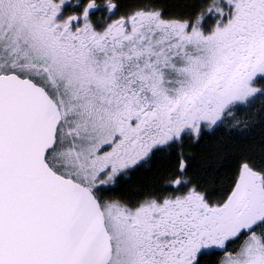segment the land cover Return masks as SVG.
<instances>
[{
    "label": "snow or ice",
    "instance_id": "snow-or-ice-1",
    "mask_svg": "<svg viewBox=\"0 0 264 264\" xmlns=\"http://www.w3.org/2000/svg\"><path fill=\"white\" fill-rule=\"evenodd\" d=\"M0 264H264V0H0Z\"/></svg>",
    "mask_w": 264,
    "mask_h": 264
}]
</instances>
